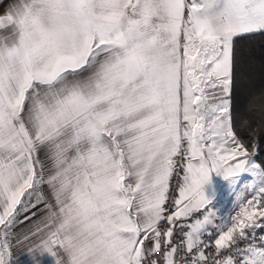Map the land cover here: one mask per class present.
<instances>
[{"label":"snow or ice","instance_id":"6c2138e0","mask_svg":"<svg viewBox=\"0 0 264 264\" xmlns=\"http://www.w3.org/2000/svg\"><path fill=\"white\" fill-rule=\"evenodd\" d=\"M0 264H264V0H0Z\"/></svg>","mask_w":264,"mask_h":264},{"label":"crops","instance_id":"0c3cea01","mask_svg":"<svg viewBox=\"0 0 264 264\" xmlns=\"http://www.w3.org/2000/svg\"><path fill=\"white\" fill-rule=\"evenodd\" d=\"M214 182L218 187H222L224 182L220 178L214 177ZM219 203L223 205V210L227 211L230 205L227 202V195L226 193L222 192L221 195L218 197Z\"/></svg>","mask_w":264,"mask_h":264}]
</instances>
